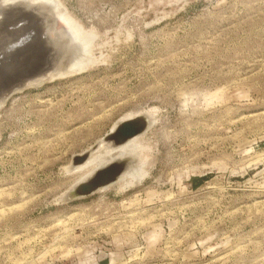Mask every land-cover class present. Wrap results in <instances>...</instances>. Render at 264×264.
<instances>
[{
	"label": "rangeland",
	"instance_id": "1",
	"mask_svg": "<svg viewBox=\"0 0 264 264\" xmlns=\"http://www.w3.org/2000/svg\"><path fill=\"white\" fill-rule=\"evenodd\" d=\"M57 1L86 49L0 105V264H264V0ZM142 111L146 174L62 201Z\"/></svg>",
	"mask_w": 264,
	"mask_h": 264
},
{
	"label": "water",
	"instance_id": "2",
	"mask_svg": "<svg viewBox=\"0 0 264 264\" xmlns=\"http://www.w3.org/2000/svg\"><path fill=\"white\" fill-rule=\"evenodd\" d=\"M63 13L57 0H0V103L4 104L16 92L58 79L69 72L68 65L79 47L64 26ZM62 46L70 49L72 56H62ZM151 121L148 112L120 120L102 140L109 146L119 145L143 133ZM98 142L72 155L68 167L85 161ZM121 169L122 164L115 161L97 168L71 185L61 200L70 201L98 191L115 181Z\"/></svg>",
	"mask_w": 264,
	"mask_h": 264
},
{
	"label": "bare ground",
	"instance_id": "3",
	"mask_svg": "<svg viewBox=\"0 0 264 264\" xmlns=\"http://www.w3.org/2000/svg\"><path fill=\"white\" fill-rule=\"evenodd\" d=\"M64 19L65 18H64V13H63L62 20L64 22V26L70 32V34L76 39L77 45L79 47V53L81 51L80 54H83L82 52L86 48L83 47V48H85V49H83L82 48V45L79 43V40H78V28L74 24H72L70 22H67L68 20L66 21V19L65 20ZM60 52L62 53V56H69V55L72 56V53H71L72 51L70 49L68 51V49L65 48V47H63V46L61 47ZM73 54H74L73 55V59L70 62V64L68 65V70L67 71H69V72L66 75L61 76L59 78H62V77L71 75L75 70H77L79 68L77 66L78 61L77 60H74L77 56H79V54L77 55L76 52H74ZM79 58H80V56H79ZM76 67H77V69H75ZM2 104L3 103H0V105H2ZM145 112H148V111H145ZM148 113L151 115L150 112H148ZM133 116H135V115L132 114L131 117H133ZM128 118H130V117H128ZM124 119H127L126 118V115H125V118ZM151 119H152V115H151ZM120 120H123V119H120ZM119 121L117 120V122L114 123V125L112 126V128L110 130H112ZM151 122H153V121H151ZM141 134H139V135H141ZM139 135L134 136V137L126 140L125 142H123V143H121L119 145H115V146H109V144H107L106 142H104L102 140V138H101L99 140L98 144L95 146V148L92 149L89 152V155L86 158V160L83 161L82 163H79L78 165L70 166L69 167V170L71 171V170H77V169H84L85 172L79 177V180H77V182H79L80 180H83L86 177H88L89 175H91V173L93 171H95L97 168H99L101 166H104V165H106V164H108L110 162L115 161V162H117L119 164H122L121 172L119 173V175H118V177L116 178L115 181H113V182H111V183H109V184H107L105 186L100 187V189H103L105 187H108V186H110L111 184H114V183H121L124 186L127 185V184H129V183L130 184H133L134 182H135L134 184H136V182L138 180L137 181H136V179L133 180L132 177H131V175H133L134 173L137 174V172L141 169V167L143 169V166H142L143 163H142V160H141V158L139 156L140 146H139V143H137V137ZM101 157L102 158H105V159L104 160H101L100 159ZM79 171H82V170H79ZM140 171L141 172H145V171H142V170H140ZM141 174L144 175V173H141ZM145 174H146V172H145ZM138 175H140V173H138ZM140 178H142L141 175H140ZM77 182H75V183H77ZM124 186H122V187H124Z\"/></svg>",
	"mask_w": 264,
	"mask_h": 264
},
{
	"label": "crops",
	"instance_id": "4",
	"mask_svg": "<svg viewBox=\"0 0 264 264\" xmlns=\"http://www.w3.org/2000/svg\"><path fill=\"white\" fill-rule=\"evenodd\" d=\"M109 263H110V260L107 259V257H100L97 262V264H109Z\"/></svg>",
	"mask_w": 264,
	"mask_h": 264
}]
</instances>
